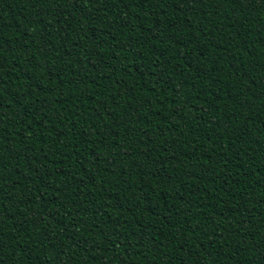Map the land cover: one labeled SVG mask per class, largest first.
<instances>
[{
    "label": "trees",
    "instance_id": "1",
    "mask_svg": "<svg viewBox=\"0 0 264 264\" xmlns=\"http://www.w3.org/2000/svg\"><path fill=\"white\" fill-rule=\"evenodd\" d=\"M261 0H0V264H264Z\"/></svg>",
    "mask_w": 264,
    "mask_h": 264
},
{
    "label": "snow or ice",
    "instance_id": "2",
    "mask_svg": "<svg viewBox=\"0 0 264 264\" xmlns=\"http://www.w3.org/2000/svg\"><path fill=\"white\" fill-rule=\"evenodd\" d=\"M261 3H264V0H261ZM262 252H264V250H262Z\"/></svg>",
    "mask_w": 264,
    "mask_h": 264
}]
</instances>
